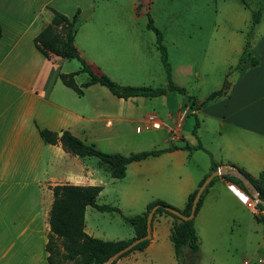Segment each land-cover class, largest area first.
Wrapping results in <instances>:
<instances>
[{
	"label": "crops",
	"instance_id": "obj_1",
	"mask_svg": "<svg viewBox=\"0 0 264 264\" xmlns=\"http://www.w3.org/2000/svg\"><path fill=\"white\" fill-rule=\"evenodd\" d=\"M146 4L145 0H0V264H50L46 245L54 201L51 187L65 183L106 184L99 170L86 163V157L65 151L60 143H46L40 129L59 136L69 131L102 151L123 154L127 144L141 133L146 134L144 140L162 137L168 146L161 149L166 150L129 163L121 178L128 182L121 190L120 206L123 213L128 208L130 215L144 212L156 199L185 208L189 195L209 175L214 160L224 173L208 187L195 215L199 253L203 255L206 249L211 262L217 264L216 253L231 218L237 225L246 226L248 239L255 238L252 254H260L257 262L264 264V222L258 219L264 211L258 213V206H248L253 191L248 193L223 177L238 176L242 174L239 170L258 177L264 171V30L248 48L258 63L247 61L242 69L227 74V93L201 107L189 103V92L186 95L173 90L155 97L124 99L95 83L79 95L61 80L62 73L77 75L82 71L80 62L78 71L64 69L69 58L62 55L73 50L66 43L70 25L60 14L71 18L78 12L74 44L88 62H94L113 56L118 32L131 28L137 7L145 8ZM64 24L65 41L49 39L48 33ZM246 43L238 49L237 63ZM45 44L54 52L46 51ZM76 75V83L83 84L77 82ZM207 96L196 98L201 102ZM151 114L161 120V127L146 132L135 128L139 134H132L133 124L137 127ZM98 168L110 175L99 163ZM160 190L163 195L153 193L160 194ZM89 209L97 208L86 207L85 230L97 237L95 229L88 228ZM246 209L254 218H247ZM172 225L170 216H156L147 247L124 259L137 261L144 256L151 264L167 259L179 264L170 238ZM244 233L245 229L228 251L238 253L246 247L240 242ZM132 237L134 230L115 240ZM190 256L187 249L186 257ZM121 262L119 259L115 264ZM251 262L243 258L240 264Z\"/></svg>",
	"mask_w": 264,
	"mask_h": 264
},
{
	"label": "rangeland",
	"instance_id": "obj_2",
	"mask_svg": "<svg viewBox=\"0 0 264 264\" xmlns=\"http://www.w3.org/2000/svg\"><path fill=\"white\" fill-rule=\"evenodd\" d=\"M145 1H147L146 7L134 12L132 27L118 32L113 56L98 58L94 62L87 61L96 74L104 73L120 85L154 88L167 86L166 70L156 47V34L148 27L149 17H151L154 25L163 34V43L167 49L168 61L172 66L174 82L177 85H183L191 95L203 97L220 88L226 75L231 76L233 71L237 70L235 68L239 62L236 61L240 55L238 49L243 47L244 41L249 42L250 46L255 37L264 30V0ZM256 12H260L261 16L260 21L254 25ZM253 26L254 29H252ZM67 62L64 69L79 70L80 63L76 58H69ZM232 65L235 66L230 71ZM88 78L89 75L85 72L76 75L78 83H84ZM229 87L230 83L223 94L227 93ZM201 102L197 100L196 105ZM189 103H192L191 100ZM135 128L136 125L133 124L132 134H139ZM146 131L148 130L143 132ZM138 136H135L132 143L127 144L123 150L126 154L168 146L162 137L153 141L147 138L144 140L145 133ZM85 161L89 166L97 168L99 175L106 179V184L103 185L104 191L102 189L103 192L101 191L97 198V203L116 206L121 210V199H123L121 190L127 185L128 180L112 179L108 173L98 168L99 158L96 156H87ZM153 193L163 195L164 192L160 190V194L156 191ZM125 209L124 213L127 214H124L122 210L118 212L89 209L88 228H94L97 237L103 239L115 240L117 237H125L127 231L133 230L132 226L124 220L123 215L131 214L128 208L125 207ZM133 209L135 210L132 211H140L137 208ZM244 213L247 218H254L253 213H250L248 209ZM244 229L245 233L240 242H243V246L246 247L238 253L228 251V247L237 244L238 237ZM249 236V230H246L245 225H237L230 218L220 240V251L216 253L217 264L221 261L227 264H240L243 258L252 259L251 264H260L257 262L260 254H252L255 238L250 240ZM242 239H245V242ZM54 247L58 251L55 257L56 264H74L73 261L63 257L64 250L60 237L54 236ZM203 255L199 253V264H215V261L211 262L212 256L206 249ZM124 258L125 256L120 258L122 259L120 264H151V261L144 256L139 257L137 261L134 259L127 261L129 259ZM160 264H175V262L167 259Z\"/></svg>",
	"mask_w": 264,
	"mask_h": 264
},
{
	"label": "trees",
	"instance_id": "obj_3",
	"mask_svg": "<svg viewBox=\"0 0 264 264\" xmlns=\"http://www.w3.org/2000/svg\"><path fill=\"white\" fill-rule=\"evenodd\" d=\"M139 7H137V11ZM58 13V12H56ZM59 14V13H58ZM66 23L70 25V34L67 40V44L73 50V53L63 54L66 58H76L81 63V71L89 74V80L81 85L77 84L74 76L75 72L62 73L60 75L63 83L72 88L79 95H82L84 88L99 83L106 86L114 95L119 98H130V97H155L166 94L168 91H178L181 94L188 95V91L185 87L177 85L173 80L172 66L168 61V53L165 44L163 43V34L160 29L154 25V21L149 17L148 27L152 29L156 34V47L161 54V61L166 70V76L168 84L166 87H151V86H130L120 85L113 81L110 77L104 73L96 74L87 60L79 53L74 44V36L76 32V24L78 21V12L73 17L60 14ZM260 12L255 13L254 25L260 21ZM65 29L66 25H59L54 27L49 33V39L64 42L65 41ZM254 29V26L253 28ZM2 36V28L0 25V38ZM46 51L54 52L53 48H50L48 44L44 45ZM249 42L246 43L245 49L239 60V64L235 69L240 70L244 64L249 61L252 64L258 63V60L250 56ZM228 85L227 79H225L222 87L218 90L211 92L200 104L196 105L197 98L192 95H188V99L191 100L193 107H201L215 98L222 96L226 86ZM198 127V120L195 123L194 133ZM41 137L46 143L50 144H61L63 149L73 155L80 157L96 156L99 158V164L106 168L111 177L123 178L126 174L127 165L133 161H139L146 159L151 156L161 154L166 149H150L131 152L129 154H123L120 152H106L100 150L94 143H88L79 137L73 135L69 131H64L60 136L57 132L40 129ZM190 148V146H186ZM201 147V146H197ZM174 147H171L172 149ZM220 164L212 160L211 172L219 169ZM244 177L253 185L254 189L259 193V196L264 200V171L259 174L258 177H254L243 170ZM209 173V174H210ZM218 176L210 182L207 188L202 193L200 200L197 205L195 212L200 209L203 198L208 190V187L214 183ZM223 177L230 181L246 192H252L251 188L245 183L239 176L233 174H223ZM205 179V178H204ZM203 179V180H204ZM199 183V186L203 182ZM54 194V201L49 211V224L50 233L48 242L46 245L47 251L49 252L48 261L50 264H56L55 257L58 251L54 247V236L62 239L63 246V257L67 260H71L74 264H103L110 256L117 251L127 246L130 242L138 237H142L147 233V216L152 208L158 205L153 215V220L158 215H167L173 219V225L171 228V241L174 245L175 257L179 264H199V251H200V240L195 228V216L192 219L183 220L178 223V216L171 213L166 207H173L180 210L183 214L189 215L191 212L193 199L197 192L194 190L188 197L185 208L179 209L165 202L162 199H156L150 202L146 210L140 214L134 215H123L124 220L129 223L134 230V237L130 239L120 240H105L99 237H94L88 234L85 230V210L88 205L94 206L100 211H118L121 212L119 207L112 206L109 204H98L97 197L102 191L101 185H74L70 183L58 184L51 187ZM251 190V191H250ZM257 206L264 211V205L257 203ZM259 220L264 222V213L258 217ZM150 239H146L138 243L133 249L124 253L121 257L127 256L135 250H143L150 242ZM191 253L190 257H186V250ZM118 258L117 260H119ZM117 260L111 264H115Z\"/></svg>",
	"mask_w": 264,
	"mask_h": 264
},
{
	"label": "water",
	"instance_id": "obj_4",
	"mask_svg": "<svg viewBox=\"0 0 264 264\" xmlns=\"http://www.w3.org/2000/svg\"><path fill=\"white\" fill-rule=\"evenodd\" d=\"M224 173V170L221 168L211 172L201 183V185L198 187L197 192L195 194V197L193 199V204L191 208V212L189 215L183 214L180 210L173 208V207H166L168 211L171 213L177 215L179 218L177 220L178 223H181L183 220L192 219L195 216V212L197 209L198 202L200 200V197L204 190L207 188V186L210 184V182L214 179V177L221 175ZM238 176L245 181V183L251 188V190L254 193V199L258 202L264 205V200H262L259 196V193L254 189L253 185L244 177L243 174H238ZM158 208V205L154 206L152 210L149 212L147 216V233L142 236L134 239L132 242H130L127 246L122 248L121 250L114 253L110 258L104 262L103 264H111L113 261L117 260L122 256L124 253L128 252L129 250L133 249L138 243L151 238L152 236V222H153V215L155 210Z\"/></svg>",
	"mask_w": 264,
	"mask_h": 264
},
{
	"label": "built area",
	"instance_id": "obj_5",
	"mask_svg": "<svg viewBox=\"0 0 264 264\" xmlns=\"http://www.w3.org/2000/svg\"><path fill=\"white\" fill-rule=\"evenodd\" d=\"M161 125H162L161 120L156 115L151 114V115H148L145 118V120L140 122L137 125L136 129L139 132H143L144 130H149L152 128H160ZM257 203L258 202L254 198H252L248 201V206L255 207V206H257ZM257 211H258V213H260V212H262V209L258 208ZM259 260H260V262H263L262 258H260ZM246 263H248V260H246Z\"/></svg>",
	"mask_w": 264,
	"mask_h": 264
}]
</instances>
